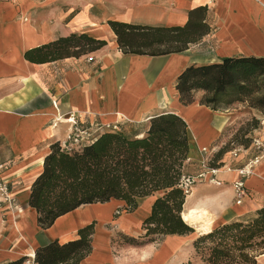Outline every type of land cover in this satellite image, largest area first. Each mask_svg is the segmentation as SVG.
I'll use <instances>...</instances> for the list:
<instances>
[{"label":"crops","instance_id":"obj_1","mask_svg":"<svg viewBox=\"0 0 264 264\" xmlns=\"http://www.w3.org/2000/svg\"><path fill=\"white\" fill-rule=\"evenodd\" d=\"M110 21L151 28L184 27L190 21L207 30L180 52L134 54L119 47ZM82 34L106 44L52 61L25 58L33 48ZM235 55L264 56V0H0V162H10L4 177L17 186L20 201L18 210L0 217V264L22 257L33 261L37 247L77 239L78 230L91 223V252L79 264H207L195 246L206 234L203 227L208 232L244 220L264 206V161L246 180L249 195L240 205L233 171L222 168L217 182L196 184L180 212L183 220V213L194 210L193 219L183 220L193 228L187 234L145 236L144 221L162 192L137 199L130 211L117 199L83 204L46 229L38 226L28 199L50 145L68 135L70 125L63 119L69 113L120 128L141 124L143 130L149 118L175 113L187 125L182 171H202L204 160L208 163L230 138L229 129L262 114L240 103L212 110L199 103L201 91L183 105L176 79L190 65ZM258 127L257 122L253 134ZM257 132L264 137V126ZM244 160L245 153L231 158L227 151L218 163L236 167Z\"/></svg>","mask_w":264,"mask_h":264},{"label":"trees","instance_id":"obj_2","mask_svg":"<svg viewBox=\"0 0 264 264\" xmlns=\"http://www.w3.org/2000/svg\"><path fill=\"white\" fill-rule=\"evenodd\" d=\"M119 47L125 53L164 55L180 52L197 40L207 27L187 23L184 27L151 28L110 21ZM85 34L61 37L33 48L25 58L33 62L52 61L64 56L96 50L105 45ZM72 47L78 50L72 51ZM32 55V57H31ZM179 101L188 105L203 92L199 103L222 111L240 103L264 115V56L235 55L217 63L190 65L176 79ZM253 125L252 128L257 127ZM126 134V127L105 131L92 143L66 151L60 141L50 145L43 168L30 187L28 205L37 213L40 228L83 204L110 199L125 201L127 210L137 207V199L162 192L144 221L145 236L161 238L167 234L193 232L180 216L185 195L177 187L187 158V125L175 113L149 118L147 130ZM142 134V136H140ZM250 142V140H249ZM248 141L239 144L247 147ZM227 151L220 150L209 160L217 167ZM93 223L78 230V238L60 243L52 240L36 248L35 264H79L91 252ZM130 242L136 238L128 237ZM211 245L202 253L200 245ZM197 252L207 264H256L264 254V206L244 220L218 225L195 242ZM22 257L5 264H22Z\"/></svg>","mask_w":264,"mask_h":264},{"label":"built area","instance_id":"obj_3","mask_svg":"<svg viewBox=\"0 0 264 264\" xmlns=\"http://www.w3.org/2000/svg\"><path fill=\"white\" fill-rule=\"evenodd\" d=\"M63 120L70 125L69 132L66 139L62 142L61 148L70 152L78 149L83 145L92 143L96 138L105 131H118L120 129L118 124H102L97 121L89 122L82 120L81 116L75 113H69ZM60 121V119H59ZM259 130L264 126V115L258 118ZM255 132L247 147L238 145L230 151V157L235 158L238 154L245 153V160L242 164L232 167L230 164L222 163L217 167H209L207 160L202 163L203 170L197 174L181 173L177 187L186 196L192 188L201 182H217L215 177L220 169L233 171L235 176L232 180V188L234 192L235 203L240 205L247 198L248 190L246 187V180L253 174L256 166L264 161V137L259 132ZM10 165V162H0V217L4 219L6 214H12L18 210L20 204L17 203L12 187V181L4 177V171ZM26 264H33V261L28 259Z\"/></svg>","mask_w":264,"mask_h":264},{"label":"rangeland","instance_id":"obj_4","mask_svg":"<svg viewBox=\"0 0 264 264\" xmlns=\"http://www.w3.org/2000/svg\"><path fill=\"white\" fill-rule=\"evenodd\" d=\"M255 120H256V122H258V119L251 118L248 121L240 122V123H238V125H235L231 129H229L230 138H228V140L224 143V145L221 147L220 150L225 149L226 151H231L235 147H237L238 145H241V144H239L240 141H242V142L248 141L249 142V140H250V138L254 132V128H252V127H253V125H256ZM138 128L139 127L136 125H127L125 132H126V134H130L133 130H136ZM213 157H211L209 160L210 161L213 160ZM6 179H8V178L6 177ZM12 187H13L15 199H16L17 203L20 204L19 198L16 195L17 192L15 193L17 186L12 183ZM19 208H20V206H19ZM210 245H211V243L206 241L204 244L200 245V251L202 253H205L207 251V247H209ZM199 255H201V254H199ZM259 256L256 257V264H264V260H260V259H259V261L257 260V258H259Z\"/></svg>","mask_w":264,"mask_h":264},{"label":"bare ground","instance_id":"obj_5","mask_svg":"<svg viewBox=\"0 0 264 264\" xmlns=\"http://www.w3.org/2000/svg\"><path fill=\"white\" fill-rule=\"evenodd\" d=\"M39 162L41 163L42 162V159H39ZM182 218L185 221H188L190 219H193L194 218V210L186 211L185 213L182 214ZM208 228H209L208 226H204L203 227L204 232L208 233L209 232V231L207 232ZM259 259L260 260H264V254H261L259 256Z\"/></svg>","mask_w":264,"mask_h":264}]
</instances>
